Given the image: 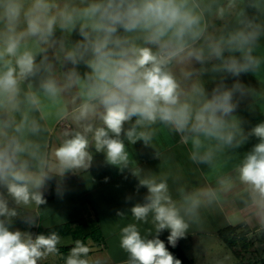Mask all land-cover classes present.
Returning <instances> with one entry per match:
<instances>
[{
    "label": "clouds",
    "instance_id": "9594fccd",
    "mask_svg": "<svg viewBox=\"0 0 264 264\" xmlns=\"http://www.w3.org/2000/svg\"><path fill=\"white\" fill-rule=\"evenodd\" d=\"M236 5L237 0H228L237 26L215 35L207 32L204 12L210 8L202 9L200 0H0V112L20 113L19 121L0 120V264H41L62 255L58 232L13 229L19 210L46 205L45 192L55 177L88 170L93 163L90 148L103 153L108 165L127 168L125 141L149 144L157 123L190 142V158L202 163H209L216 149H238L256 138L237 171L264 211V122L245 131L236 116L252 91L238 78L255 74L264 64L255 54L264 23L255 15L260 10L256 0L247 9ZM57 31L79 36L57 53L62 63L72 66L62 79L51 62L36 59L44 46H53ZM191 61H218L211 72L221 74V80L210 92L198 80L182 88L169 67ZM81 64L87 69L83 75L77 71ZM42 66L47 75L39 92L29 85L22 95L21 85ZM228 76L235 78L230 87L224 82ZM71 89L82 99L72 117L80 130L66 133L50 152L44 151L28 138L40 131L29 113L40 109V93L55 103ZM132 175L138 179L136 190L147 192L142 203L130 208L133 222L119 231V247L127 255L124 264H182L159 236L168 230L172 247L185 237L186 216L198 210L199 194H185L177 202L166 179L143 175L140 169ZM57 195L62 196L59 183ZM149 217L155 231L151 238L138 227ZM91 252L77 239L63 256L64 264H98Z\"/></svg>",
    "mask_w": 264,
    "mask_h": 264
},
{
    "label": "crops",
    "instance_id": "0c3cea01",
    "mask_svg": "<svg viewBox=\"0 0 264 264\" xmlns=\"http://www.w3.org/2000/svg\"><path fill=\"white\" fill-rule=\"evenodd\" d=\"M250 2L251 0H243V2L237 0L236 6L237 8L243 7L247 9V5ZM200 3L202 9L210 8V10L204 12V22L209 34L217 35V33H226L237 26L235 15L229 11L228 0H200ZM256 3L260 10L257 11L255 15L257 16L258 22L264 23V0H256ZM248 11L251 13L250 9H248ZM221 15L223 18H220ZM77 37L79 39V36ZM58 39H61V42H65V46H69V41L67 39L56 34L55 40ZM65 69H67V67ZM38 74L32 77L33 84L27 81L24 82L22 93L29 90V85H31L32 90L39 92V84L42 78L39 77ZM205 81L208 83V79H205ZM191 85V83H188L187 85H181V87L188 88ZM76 92H78V90H76ZM40 97L42 98L40 109L29 113L31 118L38 121L40 131L36 135L29 136V139L40 145L44 151L50 152L52 148L62 142L66 133L80 130L79 126L73 121V115L72 117H70V115L73 113V110L82 103V99L78 95L76 96L77 99H75L72 104L69 99V94L65 92L62 94L61 100L55 103L43 96L42 93H40ZM23 107L24 106H22V108ZM9 117H13L16 121H19L20 113L6 114L2 112V114H0V120ZM95 123L97 125L99 124L98 121ZM159 125L156 124L152 126L154 136L152 141L147 145L142 141H137L135 144H130L125 141L127 150L130 153V164L127 168L121 170L115 166L108 165L105 162L103 153H97L94 148H90L93 154V163L91 167L86 171L77 170L65 175V179L61 185L65 186L68 181L74 183L75 188L72 189L71 198H73V205L75 211L77 210V215L79 216L85 208H87L86 212L91 208L93 211H96V216H94V212L91 214L88 212V216L93 214L94 217L89 216L85 218L84 216H79L76 219H69L44 227L47 233L53 231L55 225L66 224L70 227L69 232L60 235L62 238L60 247L71 246L74 244L75 240L81 239L92 249L90 255L101 253L103 261L99 262V264H124L127 259L126 253L122 254L119 258H113L111 256V254H118L121 249L119 247V250H113L112 248L109 249L107 244L105 245V243H109L110 239L106 237L107 231L102 228L101 225L105 223L108 224L110 232L116 234L120 231L121 227L125 226L127 223L133 222L130 208L136 203H142L147 192L146 188H140L139 191L136 190L138 179L132 175L135 169H140L143 175H153L157 178L166 179L169 192L177 202H181L185 194H199L200 206L198 210L194 215L186 216V220L189 224L197 223L198 225L189 226L185 237L177 242V245L182 247L185 254V241L182 242V240L197 236V234L200 236L205 233V235L209 236L217 233L224 241L219 230L228 225H240L237 231L244 233L248 240L249 233L259 229H250L247 221L243 220L240 222L238 218H235V214L232 218L228 217L232 215V212L244 215L247 213L244 212L245 208L252 207L251 209H253L257 206L251 189L239 180L237 168L245 156L242 154V152H244L242 146L238 149H216L214 157L209 163L193 161L190 158L192 151L190 142L185 143L181 135L177 134L174 130L173 133H164L165 130H161L163 124H161V127ZM157 127L160 131L156 130ZM242 127L245 131H248L244 122H242ZM39 134L41 137L36 140L35 137ZM250 138V143L253 144L254 138ZM244 153L246 154V152ZM105 178H107V180ZM85 192L95 193L93 197L94 203L90 205L82 202L79 203L82 198L84 199ZM56 193L53 198L57 195ZM249 193L252 196L248 197ZM95 195H100L101 197L97 196L95 198ZM128 197H131V199H128ZM53 201V199L50 200L47 202V205L52 204ZM92 204L94 206L93 208ZM105 205L108 206V210H106L107 207ZM37 208H39V206H35L33 212H35ZM97 210L99 213H97ZM228 211L230 213H228ZM118 212H122L124 215L120 216L117 214ZM252 212L253 211H251V213ZM20 213H23L22 216H18L21 219L30 217L27 208L24 212L20 211ZM35 214H33L34 217ZM105 214H107V216ZM210 216L211 219H213L211 227L205 223V220L210 218ZM34 217L30 219L35 221ZM41 218L32 224L30 230L28 228L25 231H33L35 234L40 233L41 223L39 225V221H41ZM146 224H152L151 217H149V222ZM36 225H39V227H36ZM142 225V222L138 225L142 235H147L151 238L153 234L150 232H154V228L144 230ZM261 227L264 230V226L262 225ZM90 229L94 231L99 230L104 242L98 244L95 241L96 239L89 234L91 231ZM20 230H23V227H20ZM168 235V230H165L163 231V235H160V239L165 242V245L170 246L167 242ZM91 238L94 240H92L93 244L98 245L97 247L90 244L91 242H88ZM251 245L250 243V246ZM67 253L68 251H62V255H59V260L63 264V256H66ZM41 264L49 263L45 261L44 263L41 262Z\"/></svg>",
    "mask_w": 264,
    "mask_h": 264
},
{
    "label": "rangeland",
    "instance_id": "374dc122",
    "mask_svg": "<svg viewBox=\"0 0 264 264\" xmlns=\"http://www.w3.org/2000/svg\"><path fill=\"white\" fill-rule=\"evenodd\" d=\"M56 34H59V36L61 35V37L63 36L64 39H67L69 41V46H71V44H73L75 41L78 40L77 37L78 34L75 32H73L72 34H67L57 31ZM219 34L220 33H217V35ZM60 40L61 39L55 40V43L53 44L52 47L45 46L44 47L45 51L39 52L36 57L38 63H40L41 60H44L46 64L48 62H51L52 66L54 67V74L58 79H62L66 67L67 68L72 67L69 64L61 62L62 54H60L59 57L57 55V53L59 52V48L61 46H65V42H61ZM34 50H36L35 47ZM255 54L257 56L264 58V36H262L261 39L259 40ZM213 63H218V61L207 62L203 65L195 61L176 62L170 65V69L171 71H173V73H175L181 85L183 84L187 85L188 83L193 84L198 80L203 84L205 89L210 92L211 89L221 80V74L211 72V67ZM77 71L81 75H83L87 71V69L83 64H81L77 67ZM38 73H37L38 76L41 77L42 79H44L45 76L47 75V73L43 70V66L41 67V70ZM205 79H208V83H206ZM234 79L235 78L228 76L224 78V82L230 87L231 84L234 82ZM238 79L243 84L250 87V89L252 90L250 95L246 99L241 101L236 112V116L238 117V119L244 122L245 127L249 130L254 125L260 122H264V64H262L261 69L255 74L249 73L246 75H242ZM27 82L33 84L32 78L27 80ZM23 84L21 85V88L23 87ZM65 93L69 94L70 102L73 104L74 100L77 99L76 96H78L77 95L78 92H76V89L68 90ZM0 114H2V112H0ZM72 115L73 113L70 115V117H72ZM157 124L159 125L160 123ZM159 126L161 127V124ZM156 130L160 131L158 127L156 128ZM161 130L162 131L165 130L164 133H170V132L173 133V130L172 129L170 130V128L165 125L161 127ZM40 137L41 135L39 134L37 137H35V139L36 140L38 138L40 139ZM250 139L251 138H249V140L242 145L243 148L242 150L246 153L251 150V148L255 143L258 142L256 138H254V142L252 144L250 143ZM244 152H242V154L245 155ZM73 188H75L74 183H72V181H68V183L65 186L61 185L60 187L62 196L56 195L55 198H53L54 201L52 204L44 205V208H42L41 210H38L39 208H37L35 212H33V210H35L34 209L35 206L27 208V212L30 216L27 217L28 220L31 221L30 218L34 217L33 214L35 213H36L34 217L35 221L39 220V218L42 217L41 221H39V225L41 223L40 233H47L44 230V227H46L47 225L64 222L69 219H76L79 216H84L85 218L86 217L88 218L89 216L91 217L96 216L95 215L96 211H93V209L91 208L88 209V212L90 214L94 212V216L93 214L88 216L89 213L86 212L87 208H85V210H83V212L79 214V216L77 215V210L75 211L73 205V198H71ZM50 193L51 192L49 188L46 194H50ZM94 194H95L94 192L92 193L85 192L84 199L80 197L82 199L81 201H79V203L81 202L84 204L87 203L88 205L94 203L93 201ZM97 196L101 197L100 195H95V198ZM250 196L252 195L249 193L248 197ZM105 206L107 207L106 210H108V206L107 205ZM93 207L94 206L92 204V208ZM251 208L252 207L245 208L244 212L247 213H245L244 215L243 214L241 215L236 212H232V215L229 216L227 214L229 218H232V216L235 214V218H238L240 222H242L243 220L247 221V223L250 226V229L259 228L249 233L248 241L252 245L248 249H241L240 254H237L222 240L219 234L216 233L213 235L211 234L209 236L205 235V233H203L200 236L197 234V236H192L186 240H182V242L185 241V251L189 259H191L192 261L191 264H239L242 261L245 262L249 261V262H253L254 264H264L262 260L264 259V230L261 227L262 225L264 226V211H261L260 208H258L257 206L253 209ZM19 211L24 212L25 209L22 208ZM251 211L253 212L251 213ZM97 213H99L98 210ZM228 213L230 212L228 211ZM22 214L23 213H21V216ZM105 215L107 216V214ZM24 220L25 219L23 218L21 219L20 217L14 219L12 225L13 229H20V227H23L22 231H25L28 228L30 230L32 225L30 226L29 224L24 223L23 222ZM212 220L213 219H211L210 216V218H207L205 220V223L211 227L213 223ZM39 225H36V227L37 226L39 227ZM197 225H198L197 223L189 224V226H197ZM101 227L107 231L106 237L110 239L109 243H105V245L107 244L109 249L112 248L113 250L114 249L119 250V241H118L119 232L116 234H112V232H110V230L108 229V224L106 223L102 224ZM142 227L144 228V230L154 228L152 224H146V223H143ZM32 233L35 234V232L33 231ZM150 233L154 235L155 231L154 232L151 231ZM160 235L162 236L163 232ZM161 236H159V238ZM92 240L93 239L91 238L88 242L89 243L91 242L90 244H93L94 240L93 241ZM93 245L95 247L98 246L97 244H93ZM122 254H124V252L121 250L118 252V254L116 255L111 254V256L113 258H119ZM91 256L98 261V264L99 262L103 261L101 253L92 254ZM45 261L49 264H63L59 260V255L50 257ZM45 261H42V263H44Z\"/></svg>",
    "mask_w": 264,
    "mask_h": 264
},
{
    "label": "trees",
    "instance_id": "16d2710c",
    "mask_svg": "<svg viewBox=\"0 0 264 264\" xmlns=\"http://www.w3.org/2000/svg\"><path fill=\"white\" fill-rule=\"evenodd\" d=\"M64 179H65V176H63V177L57 176L49 183V188H50L51 193L45 194V198H46L47 202H49L50 200L53 199V197L57 191L58 183H59V187H60L61 184L63 183ZM43 207H44V205L39 206V209L41 210ZM69 228L70 227H68V225H66V224H62V225L59 224V225H55L53 227V231H56L61 235L65 232H69ZM238 229H239V225H228V226H225L224 228L220 229L219 232H220L221 236L223 237L224 241L226 242V244L231 249H233L237 254H240L241 249H248L250 247V242L246 239V236L244 233L237 231ZM80 234H82V233H80ZM89 234H91V236L94 239H96L95 241L98 244H100L101 242H104V240L102 239V235H101L100 231L91 230ZM100 240H102V241H100ZM73 245L67 246V247H60V252L69 251V249ZM166 247H168L169 251L176 258L181 260L182 264H191L192 263L191 259H189V257L185 254L182 247H180L179 245H176L175 247H172L171 245L170 246L166 245ZM262 260L264 262V259H262ZM239 264H254V263L249 262V261L248 262L242 261Z\"/></svg>",
    "mask_w": 264,
    "mask_h": 264
}]
</instances>
